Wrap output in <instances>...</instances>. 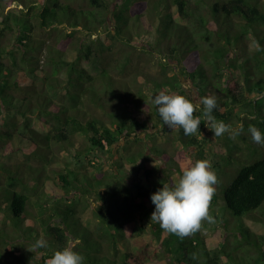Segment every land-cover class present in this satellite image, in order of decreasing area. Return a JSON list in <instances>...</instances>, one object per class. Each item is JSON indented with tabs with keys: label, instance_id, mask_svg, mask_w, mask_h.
<instances>
[{
	"label": "trees",
	"instance_id": "1",
	"mask_svg": "<svg viewBox=\"0 0 264 264\" xmlns=\"http://www.w3.org/2000/svg\"><path fill=\"white\" fill-rule=\"evenodd\" d=\"M9 1L24 7L6 12ZM245 41L255 42L256 48L247 49ZM240 46L242 60H227L230 52L237 56ZM117 47L126 52L124 57L114 56ZM134 53L158 59L162 76L133 65ZM229 67L243 74L248 96L229 83ZM169 69L172 75H167ZM129 71L135 89L120 91L117 83L130 86L125 80ZM183 80L199 99L216 97L212 115L217 120L230 122L239 105L255 115V99L264 97V0H0V139L8 138L0 142V154L16 151L25 157L17 170L0 158L7 181L3 185L0 179V199L6 204L0 210H5L6 223L28 236L18 235L22 247L15 246L13 228H0V251H12L8 264H29L33 257L46 264L55 251L83 237L95 239L94 247L80 253L83 264H264V234L245 222L264 223V208L257 211L264 204V159L242 168L223 195L214 193L209 214L215 222L203 221L194 235L181 239L151 222L145 206L154 205L151 196L166 180L155 181L150 154L140 162L128 147L149 129L145 107L161 124L149 135L155 141L164 136L175 145L153 99L163 90L192 100ZM25 87L28 92L21 93ZM109 88L118 103L108 102ZM88 105L106 116L95 115ZM193 115L200 117L197 131H202L207 126L203 105ZM196 133L186 136L180 129L177 140L200 148L198 155L205 159ZM79 136L85 146H76ZM151 144L171 169L182 172L178 156ZM57 146L66 151L77 147L63 169L57 168ZM83 206L92 208L95 228L82 219ZM220 208L246 219L234 227L220 221ZM16 218L21 223H13ZM207 227L215 232L205 235ZM41 237L47 247L33 252L22 243L27 239L32 245Z\"/></svg>",
	"mask_w": 264,
	"mask_h": 264
},
{
	"label": "rangeland",
	"instance_id": "2",
	"mask_svg": "<svg viewBox=\"0 0 264 264\" xmlns=\"http://www.w3.org/2000/svg\"><path fill=\"white\" fill-rule=\"evenodd\" d=\"M24 5H20L17 2H10L7 3L5 5V10L6 12H8L9 10H15L18 11L19 9L23 8ZM214 44H218V42L216 40H214ZM247 46V49L249 50H253L256 48L255 42L253 41H245L244 42V47ZM235 52V51H234ZM234 52H230L227 56V60L230 61V59L232 58H240L239 60H242V56H243V48L240 46L238 47V51L237 52V56L234 55ZM114 56L115 57H124V55L126 54V52L124 50H121L119 47H117L114 51ZM75 53L74 51L70 52L69 58L70 60L72 58H74ZM213 57H215V53L212 54ZM213 57H210V59H212ZM132 59L134 62L133 65L139 64L140 68H144V70L146 71V73L151 74L154 77H161V67L159 65V60L156 58H152V56H147V55H142V54H138V53H134L132 55ZM97 62L99 63V60H97ZM172 69H169V71L167 72V75H172ZM114 75L116 77H118L116 74V72H113ZM131 76H132V72L129 71V73L126 75L125 74V80H127L128 84H130L129 87L126 86H121L119 83H117V88L120 90V88L122 89V91L124 92L126 89L127 90H132L135 89V87L132 86L131 84ZM226 78H230L229 83L231 84V86L233 87V89L235 90L236 93H244L245 96H248V92H247V85L244 79L243 74L241 73V71H238L236 68L233 69L229 67V69L226 70ZM165 77V76H164ZM184 83H186L185 80H183ZM185 88L187 89V91H189V85L186 83ZM29 90V87H25L21 93H27ZM102 91H105V87L103 86L101 88ZM108 90V95L109 98H107L109 103L112 104H116L118 103L117 99H114L113 97L111 98L110 96L112 95L109 90ZM121 91V90H120ZM199 91V90H198ZM146 92V91H144ZM128 94V93H127ZM23 95V94H22ZM124 97L126 98V93H123ZM142 95V94H141ZM189 95L193 101L194 104H199V97H198V93L196 91H189ZM203 95V94H202ZM254 96V94L249 95L250 98H252ZM24 97V95H23ZM128 97V96H127ZM138 97H141L140 95H138ZM148 99H152V96L147 97ZM256 101L258 100V105H256L255 103L253 104L254 108H252L254 110V112L256 113L255 115H249V113H244L243 112V107L241 105H239L238 107H236V109L233 110V119L230 120V122H226L227 124H230L233 128H236L237 126H241L243 127V132L237 136L235 139L230 138L228 133H225L224 135L220 136V137H215L214 133L206 126L202 131H197L196 133V138L198 139L199 142H201V146H202V151L205 150L203 157L211 162L212 165V170L215 171L217 177H218V183H217V190L215 192V194L219 195L222 193V195L224 194L225 189L228 187V185L234 181V179L237 177V175L239 174L240 170L248 165H252L253 163L263 160L264 159V145L261 144H257L255 142H253V140L251 139V135L248 132V128L249 125H255L262 134H264V97L263 98H256ZM255 102V101H254ZM19 106L22 107V104L19 103ZM88 107L90 108V110L97 116H100L101 118L106 116V113L103 110H99V108H94L88 105ZM131 107L137 108L134 106L133 103H131ZM147 109L144 110V114L148 120V128L152 129L151 131H147L146 133H141V137L144 139H140V141H138V143H133L131 144L132 147H128V153L130 155V153H133L132 155H135L134 160H137L140 162L143 161V159L147 158L150 154L151 158H150V165L154 168V171L156 173V178L155 181L159 182V180H166L165 183H168L169 185H173L174 183L178 182L179 178L182 175V172H178L174 169H171V167H169V162L163 160V157H159V155L157 153H155V149L152 148L151 143L154 141V143L161 145L159 148L160 150L163 149H167L168 152L172 155V156H178V159L181 161V167L187 168L189 167L192 163H194L196 160L200 159L201 156L198 155V152H200V148L198 147H185L180 141H178L177 136L180 134V129L178 130H171L168 127V132L167 134L175 137V145L171 144V142L168 143L167 138L164 136H160L157 135L156 140H153V138L149 135V134H154L157 132V129L154 128V126L156 125V127L158 125H161L160 123H158V119L157 117H155V113L152 111L151 108L145 107ZM136 110V109H135ZM140 109H137V111ZM154 113V114H153ZM8 118V115H7ZM105 119V118H104ZM160 120V119H159ZM107 121V119H106ZM37 126V128H41L42 126L40 125V123L35 124ZM167 126V125H166ZM160 127V126H158ZM161 128H163V126H161ZM15 139H20V137L18 136L17 138L15 137ZM7 141L8 138H4L2 137L0 139V142H4ZM17 143V144H16ZM16 143L14 146L18 147V143L19 141L16 140ZM119 144H123V141H120ZM31 145V144H30ZM30 145H26V149H28L30 147ZM86 145V141L85 138L83 136H79L76 142V146H85ZM149 146V148H148ZM55 148V146H54ZM75 148L77 147H73V149H71V151H66V149H59V147L57 146V152L60 156V164L57 166L58 169H63L65 166L64 164V160H67L68 158L71 157V154L73 152H75ZM186 152V153H185ZM7 155H1L0 154V158L3 160H6L7 162L11 163L10 167L12 168V170H17L19 166H23L22 160L24 157L22 152L17 153L16 151H10L9 153L5 152ZM17 153V154H16ZM24 153L26 154V152L24 151ZM22 155V156H21ZM108 154H104L105 159L109 160V157L107 156ZM120 155L118 154L116 156V158H118ZM84 157V156H83ZM0 159V161H1ZM92 159V156H91ZM114 160V159H113ZM3 161V162H6ZM6 162V163H7ZM86 164L89 163V161L86 159ZM84 163V160H83ZM5 163H0V179L3 180V185L6 181V179L4 178V172L2 171V167H4ZM56 167V165H55ZM26 168V166H25ZM91 171H94L93 167L89 168ZM172 170V171H171ZM7 174H13V172L7 173ZM7 182V181H6ZM4 188H2V186L0 187V194L2 193ZM219 190V192H218ZM4 194V191H3ZM2 196H0L1 198ZM3 199H0V206H2L3 208L6 207V204H2ZM89 203L91 205H95V201L94 199H90ZM94 207V206H93ZM148 208V213L151 215L153 213V211L155 210V205H148L146 204L145 208ZM264 208V204L262 207H260L257 211L262 210L263 211ZM221 212H219V215L221 216L220 221L223 220V218L226 220L225 223L227 224H232V226H239V224L241 223V219H246L245 216L243 217H235L232 215V213L228 210V209H224V208H220ZM2 209L0 210V228H6V230H8V228H13V229H9L10 231V238L11 240H15L13 241V244L15 246H20V240L24 239L25 237L28 238V236L20 231H16L15 227L12 225H9L8 223H6V221H4L6 218V213L3 211L1 212ZM264 212V211H263ZM82 219L84 220L85 223H87V227L88 228H95V220H94V216H93V210L92 208H86L83 206V210H82ZM15 224H19L20 219L16 218L14 219V221H12ZM245 222L247 223L248 226H250V228L258 233V234H264V223L262 222H258L255 220H252L250 218H247L245 220ZM24 225V224H23ZM21 225V227L23 226ZM85 225V226H86ZM20 227V228H21ZM25 228V227H22ZM27 228V226H26ZM29 230H27V232H30V228H28ZM3 232L4 230L1 229ZM215 229L214 228H210L207 227L204 230V234L205 235H210L213 234V232ZM236 230L238 231V233L240 234V231L238 230V228H236ZM20 236L22 239H18L17 236ZM229 238H231L229 236ZM233 239V238H232ZM26 241L22 242L25 243L27 245L26 249L31 250V243H29L27 241V239H25ZM12 243V242H11ZM238 245H240L239 242H236ZM72 245H74V251H77L79 253H83L85 254L88 250V247H94L95 246V239L93 238H88V237H83V239H79L77 241L72 242ZM75 246H77L75 248ZM193 251L192 248H189V252ZM12 253L11 250H2L0 251V264H8L9 261L11 260L10 254ZM29 252H27L28 255ZM29 264H42L38 258H30ZM10 264H16L15 261H12Z\"/></svg>",
	"mask_w": 264,
	"mask_h": 264
},
{
	"label": "clouds",
	"instance_id": "3",
	"mask_svg": "<svg viewBox=\"0 0 264 264\" xmlns=\"http://www.w3.org/2000/svg\"><path fill=\"white\" fill-rule=\"evenodd\" d=\"M153 103L157 106L163 123L173 131L183 129L186 136L195 134L200 126V117L193 115L195 108L200 105H203V117L207 121V127L215 137L228 133L230 138L235 139L243 132L242 125L233 128L212 115L217 108L214 95L201 97L199 104L194 105L184 95L161 90L155 95ZM151 130L147 129L143 133ZM248 132L253 142L264 145V134L255 125H249ZM217 183L218 177L212 170L211 162L206 159L196 160L182 170L178 182L173 185L163 183V187L152 194L155 210L151 214V222L181 239L194 235L201 229L203 221L215 222L209 214V206ZM45 247L47 242L41 237L35 240L30 251ZM190 256L194 260L197 258L195 253ZM83 261L84 257L74 251V245L69 244L63 250L55 251L46 264H83Z\"/></svg>",
	"mask_w": 264,
	"mask_h": 264
}]
</instances>
